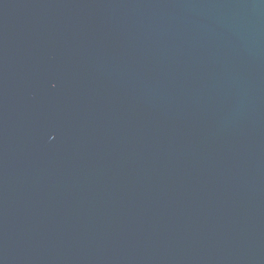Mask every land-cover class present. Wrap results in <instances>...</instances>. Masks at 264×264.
Segmentation results:
<instances>
[{"label":"water","instance_id":"obj_1","mask_svg":"<svg viewBox=\"0 0 264 264\" xmlns=\"http://www.w3.org/2000/svg\"><path fill=\"white\" fill-rule=\"evenodd\" d=\"M0 264H264V0H0Z\"/></svg>","mask_w":264,"mask_h":264}]
</instances>
